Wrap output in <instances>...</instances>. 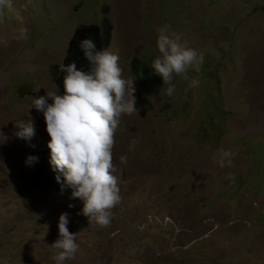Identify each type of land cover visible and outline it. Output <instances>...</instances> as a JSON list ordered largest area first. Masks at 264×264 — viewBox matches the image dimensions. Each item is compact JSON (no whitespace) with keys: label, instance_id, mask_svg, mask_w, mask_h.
I'll return each mask as SVG.
<instances>
[{"label":"rangeland","instance_id":"1","mask_svg":"<svg viewBox=\"0 0 264 264\" xmlns=\"http://www.w3.org/2000/svg\"><path fill=\"white\" fill-rule=\"evenodd\" d=\"M104 20L103 50L118 54L139 109L115 134L121 201L106 228L82 214L63 172L56 168L61 184L46 193L26 163L37 153L52 163L33 99L63 95L60 65L75 28ZM162 29L203 56L198 71L175 76L171 96L151 67ZM29 118L35 135L20 138L17 122ZM65 212L79 248L63 264H264V0H8L0 8V264H56L51 245Z\"/></svg>","mask_w":264,"mask_h":264},{"label":"clouds","instance_id":"2","mask_svg":"<svg viewBox=\"0 0 264 264\" xmlns=\"http://www.w3.org/2000/svg\"><path fill=\"white\" fill-rule=\"evenodd\" d=\"M7 4L8 0H0V8ZM157 46L161 55L154 59L151 67L162 77L166 93L171 96L175 91V76L183 74L187 78L190 67L198 71L203 56L181 43L180 35H169L167 29L160 31ZM79 48L89 62L88 70L78 69L75 61L67 66L61 64L60 70L67 73L65 93L47 92L46 96L33 99L31 107L44 114L51 138L48 143L51 161L63 172L67 185L73 190L72 198L83 201L82 214L90 222L95 220L106 228L111 223L112 210L121 201L118 178L113 174L116 171L113 163L115 134L123 115L139 111L134 95L136 88L133 80L123 78L118 54L107 49L97 50L91 38L81 40ZM191 86L198 87L199 81L193 80ZM49 99L53 102L48 103ZM17 127L20 138L31 139L35 135L31 118L19 120ZM35 160L36 157L30 156L26 163L30 165ZM120 161L126 164L127 157L121 156ZM68 216L67 212L61 214L60 238L51 245L57 253L56 264L74 259L79 248L75 242L77 234L70 233L67 227Z\"/></svg>","mask_w":264,"mask_h":264},{"label":"trees","instance_id":"3","mask_svg":"<svg viewBox=\"0 0 264 264\" xmlns=\"http://www.w3.org/2000/svg\"><path fill=\"white\" fill-rule=\"evenodd\" d=\"M110 29V24L104 20L101 24V44L103 48L109 43ZM139 100L145 102L147 99L143 95H140ZM32 156L37 158L32 163L34 172L30 181L34 187H37L39 190L42 189L46 193H49L53 188L59 187L61 184L59 172L45 157V154L37 153ZM58 177L59 180L57 179Z\"/></svg>","mask_w":264,"mask_h":264},{"label":"water","instance_id":"4","mask_svg":"<svg viewBox=\"0 0 264 264\" xmlns=\"http://www.w3.org/2000/svg\"><path fill=\"white\" fill-rule=\"evenodd\" d=\"M85 38H91L97 46V50H103L101 44V28L100 26L91 25H78L72 37L69 40L63 63L65 66L71 64L73 61L76 62L77 68L87 71L89 68V62L84 58L83 52L79 48V42ZM62 63V64H63ZM67 75L66 72L60 70L59 73V84L62 88L61 91L65 93L64 89V77Z\"/></svg>","mask_w":264,"mask_h":264},{"label":"flooded vegetation","instance_id":"5","mask_svg":"<svg viewBox=\"0 0 264 264\" xmlns=\"http://www.w3.org/2000/svg\"><path fill=\"white\" fill-rule=\"evenodd\" d=\"M24 88L26 89V88H27V86H24Z\"/></svg>","mask_w":264,"mask_h":264}]
</instances>
